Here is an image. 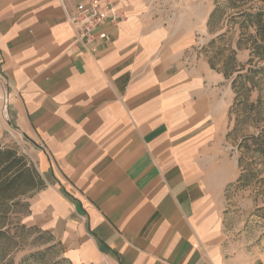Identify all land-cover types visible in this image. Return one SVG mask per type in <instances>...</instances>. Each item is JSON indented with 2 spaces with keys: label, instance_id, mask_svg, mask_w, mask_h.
I'll use <instances>...</instances> for the list:
<instances>
[{
  "label": "crops",
  "instance_id": "crops-1",
  "mask_svg": "<svg viewBox=\"0 0 264 264\" xmlns=\"http://www.w3.org/2000/svg\"><path fill=\"white\" fill-rule=\"evenodd\" d=\"M86 1L0 0V78L45 184L26 223L71 264H252L221 230L231 92L186 57L200 22L168 24L157 0H108L122 17L95 30L91 54L65 20Z\"/></svg>",
  "mask_w": 264,
  "mask_h": 264
},
{
  "label": "rangeland",
  "instance_id": "rangeland-1",
  "mask_svg": "<svg viewBox=\"0 0 264 264\" xmlns=\"http://www.w3.org/2000/svg\"><path fill=\"white\" fill-rule=\"evenodd\" d=\"M247 1L249 2L246 4L239 3V9H232L228 0H157L156 6L155 4L154 6L156 10L161 11L159 15L165 17L164 20L168 24L175 21L174 17L177 18V21H182L183 24H189L191 19V22L194 20L200 22L196 31L197 46L192 52L193 56L188 55L186 57L194 58V55L197 54L200 59L208 62L215 52L209 46L212 40L216 39L217 47L229 49L232 47L235 49V42L241 39L243 41V43L241 42L242 50L237 51L235 58L239 65H246L249 52L245 49L244 37L240 35L245 32V29H243V22L238 13L239 11L256 13L263 6L260 0ZM217 7L220 8L219 18L213 23L212 28L214 30L210 32L207 26L209 16ZM177 12L186 14L182 16H180L181 14L174 15ZM205 20L207 33L202 36L200 25L202 26ZM220 35H222L221 39H219ZM227 54L228 51L223 52L222 56ZM257 66H264V63H258ZM221 86L226 90L230 89L231 98L227 109L229 110L233 102L230 81L224 80ZM253 98L254 96L251 97V100ZM234 118L233 115L232 122L227 123L226 134L233 127ZM12 124L13 120L9 114L6 86L0 78V146L2 149L13 150L18 157L23 156L28 165L34 166L28 157L29 146L18 135ZM244 133L249 134V132L239 129L235 134L237 139H233V137L229 140L226 139L222 145L225 154L233 165V170L236 171V175L224 190L220 217L221 230L228 244L226 248L228 252L233 255L242 252L250 257V263L264 264V162L257 158L252 159L249 156L243 157L244 166L250 165L254 170L253 173L247 175L253 174L254 177L250 176L242 183L237 184L236 181L240 176L238 159L241 153L236 145L239 143V137ZM33 193H29L21 199L24 206L17 209L20 214L9 216L5 222L7 227H4L2 231L6 230L8 232L10 241L0 238V264H71L64 257V248L61 244L56 243L48 232H42L26 223L28 198Z\"/></svg>",
  "mask_w": 264,
  "mask_h": 264
},
{
  "label": "trees",
  "instance_id": "trees-1",
  "mask_svg": "<svg viewBox=\"0 0 264 264\" xmlns=\"http://www.w3.org/2000/svg\"><path fill=\"white\" fill-rule=\"evenodd\" d=\"M260 1L263 6L256 13L245 11L238 13L245 29L240 35L244 37L245 49L249 52L246 65H239L235 58L237 51L242 50L241 39L235 42V49L230 46V49L217 47L216 39L209 43L210 48L215 52L208 60V65L211 70L222 74L226 81H230L233 94V102L228 110V123L232 122L234 115V125L226 134V139L232 137L237 139L235 134L239 129L249 132L239 137V143L236 145L241 153L238 159L240 176L236 181L237 184L250 176L254 177L253 174L247 175L254 170L250 165L244 166L243 157L249 156L264 162V66H257L258 63H264V0ZM228 2L231 3L232 9H239V3L246 4L249 1L228 0ZM219 9V7L215 8L209 16L207 26L210 32L214 30L213 23L219 18ZM221 38L222 35L219 36V39ZM226 51L228 54L222 56ZM44 187L45 184L33 165H28L25 158L18 157L13 150L2 149L0 146V238L10 241L8 232L2 230L7 227L5 222L9 216L20 214L17 209L24 206L21 199Z\"/></svg>",
  "mask_w": 264,
  "mask_h": 264
},
{
  "label": "built area",
  "instance_id": "built-area-1",
  "mask_svg": "<svg viewBox=\"0 0 264 264\" xmlns=\"http://www.w3.org/2000/svg\"><path fill=\"white\" fill-rule=\"evenodd\" d=\"M59 2L63 4V0ZM121 17L117 6L108 0H87L73 11L65 12V20L75 34L74 45L91 54L95 52V30L104 22L116 23Z\"/></svg>",
  "mask_w": 264,
  "mask_h": 264
}]
</instances>
